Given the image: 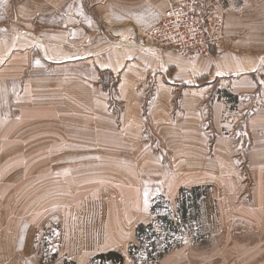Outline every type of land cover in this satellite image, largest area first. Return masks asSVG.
Instances as JSON below:
<instances>
[{"label": "crops", "instance_id": "crops-1", "mask_svg": "<svg viewBox=\"0 0 264 264\" xmlns=\"http://www.w3.org/2000/svg\"><path fill=\"white\" fill-rule=\"evenodd\" d=\"M174 1L0 0V201H7L0 202V264H89L96 255L120 253L123 222L96 227L88 203L79 211L80 200L107 188L129 201L122 221L134 231L148 224L143 217L152 221V195L175 203L181 188L236 185L235 176H220L235 166L236 119L217 89L237 96L231 110L256 99L246 131L252 165L264 169V0H212L224 15L223 44L210 58L192 59L146 49L137 35ZM105 73L118 75L113 97L99 82ZM36 136L42 138L30 142ZM34 181L48 183L45 198L41 190L21 194L35 189L28 187ZM257 181L252 210L222 209L224 198L207 192L203 199H214L222 224L218 241L204 247L185 234L189 244L158 264H264V176ZM148 187L156 191L146 195ZM31 194L27 201L39 194L40 203L22 214L26 205L12 207L11 198ZM68 200L71 206L63 204ZM34 208L42 218L31 223ZM10 211L17 217L11 222ZM120 254L123 264L132 263Z\"/></svg>", "mask_w": 264, "mask_h": 264}, {"label": "rangeland", "instance_id": "rangeland-1", "mask_svg": "<svg viewBox=\"0 0 264 264\" xmlns=\"http://www.w3.org/2000/svg\"><path fill=\"white\" fill-rule=\"evenodd\" d=\"M180 1H182V0H176L174 2H171L169 6H171L177 2H180ZM198 1L201 2L203 8L208 7V9L212 15L216 14L219 17H221V19H222V24H220V27L217 29V33H216V37H218L219 43H217L216 45L213 46L212 55H210L209 57H201V58H210V57L214 56L216 52H218L217 49H219L222 46V44H223L222 41H224V35H223L224 34V30H223L224 15L221 11H219L215 7V4H214L215 1L219 2V0H215L214 3L212 0H198ZM220 4H222V3L220 2ZM223 4H225V2H223ZM52 16L54 17V21H56L57 16L56 15H52ZM145 30L142 29L140 32H138L137 35L143 33V31H145ZM153 40H156V39H153ZM214 41H216V40H214ZM214 41L212 42L213 44H214ZM141 43H142V40H141ZM166 51L173 53L176 56L183 57L180 54L173 52L167 48H166ZM183 58H186V57H183ZM192 58H186V59H192ZM113 75L114 76L112 77V75L105 73V74L100 76V80H99L101 87H102V90L104 92H106L110 97H113L114 95H116L115 84H116L118 75H115V74H113ZM216 92H217L218 96L220 95V97L224 98L229 103V114L230 113L232 114V112H234L235 119H236L235 126H234V129L232 132V134L235 133L234 137H232V138L235 140L234 143L236 144V148L232 149V158L235 161V166L234 167L221 168L220 169V176H235V178H236L235 181L236 182L238 181V182L236 183V185L232 184V182H226L224 184H228V185H224V187H221V184L217 185L215 183H210L212 181V178H210V180H209L210 184H204L201 186L202 187H208V189L206 191L209 193L212 192L213 194L216 193L215 196H219L220 199L224 198V205H223L222 209H228V207H232V206H235L236 208L244 206L247 209L252 210L253 209L252 204H253V199H254L253 193L256 192L255 183L258 182L257 181V174L259 173L260 175L264 176V169L254 167L252 165L253 162L251 161V157L249 155V149L251 148L252 145H251L250 136L248 135V132L246 131V121L249 118V116L252 113H254V111L258 108V103H257L255 98L252 101L250 100V98H244V99L240 100V104H239L240 107L239 108H236L235 110L234 109L231 110L233 108V105L236 102L237 96H233L232 94H230L226 90L220 91L219 89H217ZM178 100L179 99L172 100L173 101L171 103L172 112H177L180 110V108L178 106V102H177ZM41 138L42 137H39V136L32 137V140H30V142L41 139ZM36 144L37 143H32L30 145V147L32 148ZM159 151H160V153H162L161 150H159ZM35 154L33 153L31 156H34ZM119 154H122V153L119 152ZM166 158H167V152H166ZM118 159H119V157H118ZM112 169H114L115 172L111 171V173H117L119 171V169H117L116 167L112 168ZM27 171L30 172V170H27ZM94 172L98 173L97 169H95ZM32 183L33 184L28 185L29 188H31L35 185H38V183L37 182L35 183V181ZM13 185H14L13 183H10V187H12ZM232 185H233L234 189H232ZM46 187H48V183L47 182H41L33 190H30L28 188H24V190L22 191L21 194L24 195L26 193H30V191L33 193L34 190H36L35 192L41 190V191H43V197L45 198V196L48 193L45 194V190L43 188H46ZM95 188H96V186H95ZM15 191H17L16 187L13 190L10 189V196L14 197L12 195V193ZM55 191L56 190L53 189L51 195H56ZM151 191H156V189H154L153 187L152 188L148 187L146 189L147 195H149V193ZM113 193H115V191L113 189L108 190V188H107L106 192H103L100 195H95L94 199H92V200L89 199V202L80 200L79 201V203H80L79 211L82 209L83 204H84V208L87 209V203H88V206H90V208H91L89 213H88V216H89V219H90V222L92 223V225H95L96 227H98V225L103 223V222H104V225H108V222H110V226H112V227L117 226L118 227V225L123 222L125 227L128 228V230H129L131 228L130 226L132 225V222L130 220H126L127 218H124V220L122 221L123 212L125 210L123 208L126 207L125 204L128 203L129 201H127L125 199H122V201H121V199L115 198L114 197L115 194H113ZM159 195H161V194H155L152 196H153V198H155ZM31 196H32V194L29 197H25V198L22 197V200L20 198H16L15 200L13 198H11L12 207H13V205H15V206L26 205V206H23L20 210V214H22V212L24 210L32 208V205H34L39 198V194H38L37 196L33 197V199L31 201H27L31 198ZM226 196H228L227 197L228 200H226ZM213 197H214V195H213ZM152 199H150V201ZM238 199L241 201H239ZM26 201L30 202L29 205L23 203ZM0 202L5 203L7 201H0ZM37 202H39V201H37ZM169 202L171 203L169 210L173 214L175 212L174 210H175L176 206H175V203H173L172 201H169ZM205 202H206L205 207H207L208 210L205 208L206 212L203 214ZM239 202H242V204L239 205ZM63 204L71 206L70 201H69V203L64 201ZM0 206H3V205L0 204ZM72 206H73V203H72ZM200 208H201L200 209L201 211L199 214L200 215L199 216V225H197L196 222L193 223L194 228L192 230L193 231H199L197 236L201 237V239H199L198 242H200V244L204 247H209L218 241L216 226H218V229H219V227L222 224L216 222V220L214 219L216 214H217V210H216V202L214 201L213 198H208L207 200L203 199L202 202L200 203ZM51 209H54V208L51 207ZM118 209H120V210H118ZM31 211L36 213L38 210H35V208H34ZM31 211H29V213H28L29 217L33 214V213L30 214ZM0 212H1V210H0ZM11 215H12V212L10 211V222L12 221L11 219L17 218L16 212L12 216ZM40 216H41V212H37L36 215H33L32 217H30L31 223H36L39 219L42 218ZM201 216H202V219H201ZM203 216H207V220H209L210 222L203 220ZM143 219L145 221L144 223L148 222V224H149L151 221V218L149 216H145V217H143ZM152 219H153V217H152ZM201 220H202V226H201ZM4 223H6L5 215L0 213V233H3ZM225 223L226 224L228 223L227 220ZM155 226H156V224H155ZM202 227H203V229H202ZM224 228L225 227H222V231ZM128 230L126 232H121L122 237H121L120 241H116L117 245L122 246V244H124L123 235H125V237L127 238L128 247H129V245L135 243V240H134L135 239L134 238L135 229H134V231H128ZM189 231L190 230L184 231V235L182 238V244H184V243H185V245L189 244V239H185V242L183 243L185 234H188L189 236L194 238L195 235H193V236L190 235ZM108 233L111 235H114L113 232H108ZM118 235H119V233H116L115 237H112V238H114L116 240V237H118ZM94 237L96 240H99L101 237V232L96 231L94 233ZM190 242H192V240H190ZM121 246L118 250H121L120 253H123L127 257L128 247L125 249V248H122ZM89 264H99V262L93 260L92 262L89 261ZM131 264H133V263H131Z\"/></svg>", "mask_w": 264, "mask_h": 264}, {"label": "trees", "instance_id": "trees-1", "mask_svg": "<svg viewBox=\"0 0 264 264\" xmlns=\"http://www.w3.org/2000/svg\"><path fill=\"white\" fill-rule=\"evenodd\" d=\"M207 189L208 187L202 186L181 188L175 201L176 211L173 214L164 196L153 198L150 201L152 221L149 224L136 226L135 243L128 247V256L132 263L157 264L164 255L182 245L186 230H190V235H195L192 239L198 242L201 237L197 236L199 231L192 230L193 223L199 225L200 203L206 197ZM93 260L99 264H123L124 261L122 255L116 251L96 255Z\"/></svg>", "mask_w": 264, "mask_h": 264}, {"label": "built area", "instance_id": "built-area-1", "mask_svg": "<svg viewBox=\"0 0 264 264\" xmlns=\"http://www.w3.org/2000/svg\"><path fill=\"white\" fill-rule=\"evenodd\" d=\"M220 24L221 17L212 15L200 1L182 0L169 6L139 36L146 49L167 48L186 58L209 57L213 46L219 43L216 33Z\"/></svg>", "mask_w": 264, "mask_h": 264}, {"label": "snow or ice", "instance_id": "snow-or-ice-1", "mask_svg": "<svg viewBox=\"0 0 264 264\" xmlns=\"http://www.w3.org/2000/svg\"><path fill=\"white\" fill-rule=\"evenodd\" d=\"M147 195V194H146ZM146 203H147V201H146Z\"/></svg>", "mask_w": 264, "mask_h": 264}, {"label": "bare ground", "instance_id": "bare-ground-1", "mask_svg": "<svg viewBox=\"0 0 264 264\" xmlns=\"http://www.w3.org/2000/svg\"><path fill=\"white\" fill-rule=\"evenodd\" d=\"M139 36V35H138Z\"/></svg>", "mask_w": 264, "mask_h": 264}]
</instances>
